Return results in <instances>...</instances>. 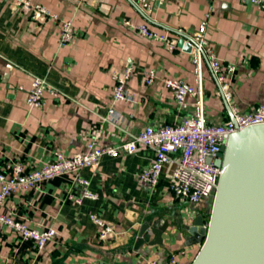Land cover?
Segmentation results:
<instances>
[{
    "label": "crops",
    "instance_id": "0c3cea01",
    "mask_svg": "<svg viewBox=\"0 0 264 264\" xmlns=\"http://www.w3.org/2000/svg\"><path fill=\"white\" fill-rule=\"evenodd\" d=\"M32 1L59 18L33 20L10 0H0V169L21 161L30 171L59 152L80 153L93 134L100 146H118L147 125L180 123L194 112L193 99L179 108L164 82L173 78L194 83V52L179 46L169 49L140 35L136 27L141 24L175 37L173 30L193 36L206 21L204 34L214 53L224 64L237 65L235 74L227 77L229 104L241 112L264 104V10L251 1L166 0L148 14L131 0ZM64 20L73 21L76 33L65 45L60 42ZM124 65L133 66L129 81L133 102H115L113 97L111 70ZM150 71L158 78L146 84ZM202 72L205 117L209 123H224L230 113L205 57ZM34 76L56 87L59 97L48 94L43 107H29L26 99ZM111 107L121 113L120 122L106 119ZM154 160V150L142 145L131 154L104 155L98 168L81 171L97 195L81 204L68 198L70 192L81 194L71 175L47 181L40 189L14 192L0 211L39 230L54 228L57 235L38 252L16 232L0 226V264H140L182 252L180 257L193 261L200 245H187L177 226L178 215L190 212V217L193 209L170 192V167L164 168L155 188L140 180L141 170ZM93 215L114 225L115 232L100 239ZM160 219L169 221L163 243L135 249L143 223L157 224Z\"/></svg>",
    "mask_w": 264,
    "mask_h": 264
},
{
    "label": "built area",
    "instance_id": "2783aa9c",
    "mask_svg": "<svg viewBox=\"0 0 264 264\" xmlns=\"http://www.w3.org/2000/svg\"><path fill=\"white\" fill-rule=\"evenodd\" d=\"M17 9L28 12L33 20L51 21L59 18L58 14L43 4L32 0H10ZM79 3L87 0H77ZM146 14L151 13L155 4L162 5L166 0H131ZM264 10V0H248ZM207 27L203 21L199 30L191 36L193 42H189L194 52L195 82L189 83L182 79L167 78L164 82L173 91L174 99L179 108H185L192 98L194 112L183 117L180 123H168L162 125H147L133 140L118 146H100L98 136L93 134L86 145V150L66 156L57 153L54 160L40 168L27 171L21 161L8 163L0 169V207L17 190L35 188L40 189L42 184L65 175L73 177V186H80L81 194L69 193L68 198L78 204L84 199H95L97 195L89 190L90 180L81 176L84 168L96 169L104 155L118 156L121 152L134 153L140 145L149 147L155 152V160L139 173L140 180L149 187H157L165 167H170L168 173V188L173 196L190 205L194 215L182 213L189 222L196 219L195 206L209 198L211 192L218 187L221 167L215 161L219 158L221 147L226 144L229 135L250 125L264 123V104H260L255 110L241 112L232 107L234 120L231 118L224 123H209L205 117V90L202 72L203 57L206 56L216 81L221 85L225 98L230 101L232 93L228 76L235 74L237 65L224 64L214 53L209 41L205 37ZM139 34L158 40L169 49L178 47L179 35L172 37L168 33H160L141 24L136 27ZM181 32V31H180ZM75 28L72 20L62 21L61 44L71 42L75 37ZM133 73L132 65L112 68L111 75L115 81L113 97L115 102L134 101V95L130 92L129 81ZM158 78L155 71H150L144 79V83L152 84ZM50 94L59 97L60 91L50 84L45 78L34 76L31 89L28 91L26 103L31 108L43 107L46 97ZM108 121L118 123L121 121V113L111 107L106 118ZM92 220L100 228L99 237L104 240L115 232L114 225L103 219L92 216ZM189 218V219H188ZM208 223H205L207 226ZM0 226L10 228L18 234L21 241L30 242L33 247L42 252L46 245L56 238L57 230L48 228L39 230L30 227L27 222L0 211ZM182 253L169 255L166 259H146L140 264H192L193 261L183 259Z\"/></svg>",
    "mask_w": 264,
    "mask_h": 264
},
{
    "label": "water",
    "instance_id": "95a60500",
    "mask_svg": "<svg viewBox=\"0 0 264 264\" xmlns=\"http://www.w3.org/2000/svg\"><path fill=\"white\" fill-rule=\"evenodd\" d=\"M173 31L179 35L178 46L190 52L192 37ZM218 85L234 120L232 106ZM215 163L221 167V175L217 189L208 198L209 219L198 214L188 222L182 213L177 219L187 245H200L192 264H264V123L229 135ZM168 228L165 219L157 224L143 223L135 249L146 243L162 244Z\"/></svg>",
    "mask_w": 264,
    "mask_h": 264
},
{
    "label": "rangeland",
    "instance_id": "374dc122",
    "mask_svg": "<svg viewBox=\"0 0 264 264\" xmlns=\"http://www.w3.org/2000/svg\"><path fill=\"white\" fill-rule=\"evenodd\" d=\"M181 206L182 204L180 205V207ZM207 206H208V198L195 206V208L198 209L199 213L202 214L206 220L209 219V214L206 211Z\"/></svg>",
    "mask_w": 264,
    "mask_h": 264
}]
</instances>
